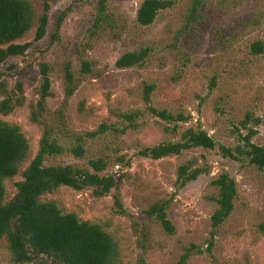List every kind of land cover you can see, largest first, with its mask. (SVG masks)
Returning a JSON list of instances; mask_svg holds the SVG:
<instances>
[{
  "label": "rangeland",
  "instance_id": "rangeland-1",
  "mask_svg": "<svg viewBox=\"0 0 264 264\" xmlns=\"http://www.w3.org/2000/svg\"><path fill=\"white\" fill-rule=\"evenodd\" d=\"M31 1L38 18L45 0ZM143 1L110 0L99 20V0H51L46 36L35 41L36 21L16 41L33 44L24 55L11 56L2 65L0 103L7 99L6 91L18 104L8 113L0 109V121L19 126L29 152L19 172L4 181L5 203L14 198L17 182L23 180L24 170L36 156L45 125L81 134L102 123L113 124L115 132L87 143L84 158L65 152L48 157L44 165L71 164L92 170L89 160L103 158L106 168L100 174L113 176L116 187L96 196L92 187L61 186L41 196V201H53L63 213L73 212L82 221L100 224L117 240L120 264H178L193 245L197 248L186 264H264V232L259 227L264 217V169L224 157L218 147H197L157 160L140 153L148 146L180 140L181 132L189 127L205 130L218 145L234 147L240 135L248 132L241 124L248 113L260 119L259 124L248 123L257 129L253 142L264 145V50L252 52L255 42L264 44V0H203L191 23L193 0H172L174 5L161 11L149 26L137 22ZM64 11L67 15L56 36L57 21ZM143 47L151 49L143 65L116 66L122 54ZM83 60L93 63L91 74L80 73ZM67 62L75 74L71 97L65 91ZM43 63L50 68L51 95L45 108L39 109ZM145 82L156 86L152 94L156 108L189 116L187 122L179 123L178 131H167L166 126L174 123L147 110L142 97ZM134 111L138 113L131 126L119 116ZM36 113L38 120L33 118ZM59 136L63 144H69L66 136ZM188 162L207 171L180 188L178 170ZM223 172L235 178L238 196L209 251L218 194L212 182ZM115 195L121 199L123 213L116 209ZM162 200H171L167 214L176 226L173 235L146 213ZM0 264L58 262L42 254L30 262L14 263L3 237Z\"/></svg>",
  "mask_w": 264,
  "mask_h": 264
},
{
  "label": "trees",
  "instance_id": "trees-1",
  "mask_svg": "<svg viewBox=\"0 0 264 264\" xmlns=\"http://www.w3.org/2000/svg\"><path fill=\"white\" fill-rule=\"evenodd\" d=\"M51 0H45L44 11L37 18L36 8L31 0H0V86L4 83L5 73L2 65L11 56L24 55L32 42L18 43L35 22H38L35 41L44 38L48 32L50 21ZM110 0H99L98 19H103L107 12ZM203 0H193L190 8L189 23L198 16V10ZM174 5L172 0H144L137 12V22L142 26L152 25L159 13ZM67 12H63L57 21L56 36ZM99 23V22H98ZM264 50L261 41L252 45V52L260 54ZM149 47L122 54L116 61L118 68H130L144 64L150 54ZM42 75L40 99L38 108L44 109L47 98L51 95L50 68L47 63L40 65ZM93 63L83 60L80 66L81 74H91ZM66 96L71 97L75 91V74L70 62L66 63ZM215 85V80L212 81ZM3 86V85H2ZM18 90L22 94V85L18 83ZM156 86L153 83H144L143 100L146 108L154 116L174 123L173 127L166 126L167 131H178L180 122H187L189 116L183 113L173 114L166 109H158L152 104V94ZM7 99L0 103L1 111H13L18 103L15 97L3 92ZM13 96V97H12ZM17 97V96H16ZM20 99V97H17ZM19 102V100H18ZM138 111L120 113L123 121L134 125ZM38 120L37 113L33 116ZM249 122L259 124L260 119L248 113L242 121V126L248 129L246 135H240L241 140L234 147L218 145L212 136L201 128L189 127L181 132L180 140L166 141L155 146H148L141 150V154L151 159H161L171 155H181L185 151L201 147L214 149L218 147L224 157H230L264 169V145L253 142L257 129L250 127ZM113 124L102 123L96 129L78 134L65 127L45 125L40 147L36 156L23 172V180L17 182V193L14 198L5 203L6 188L4 181L19 172V166L26 159L29 152V142L16 124L0 121V239L6 237L8 248L14 263H26L34 260L38 255H48L58 264H120V247L115 238L103 229L100 224L82 221L73 212L63 213L53 201H41V196L52 192L61 186H69L76 190L92 187L96 196H103L116 187L113 176L101 175L106 168L103 158L89 160L92 170L80 168L71 164L45 166L44 161L51 156H59L65 152L72 153L77 158H84L87 154V143L95 141L110 131H116ZM125 131V128L123 129ZM59 135L66 136L68 145L63 144ZM206 167L195 166L188 162L179 167L177 175L178 186L184 187L196 180ZM218 188L214 198L217 207L211 217V242L208 248L211 251L213 239L219 228L230 218L235 209V200L238 196L237 182L229 173L223 172L213 180ZM171 200H162L146 210L151 217L157 218L167 234L176 233V226L170 220L167 209ZM115 205L123 213L121 199L115 195ZM260 230L264 232V217L260 223ZM197 246L188 247L178 264H186ZM201 252V251H199Z\"/></svg>",
  "mask_w": 264,
  "mask_h": 264
}]
</instances>
